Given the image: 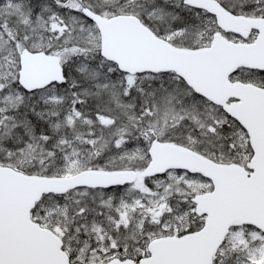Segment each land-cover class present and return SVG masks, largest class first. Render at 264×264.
Returning a JSON list of instances; mask_svg holds the SVG:
<instances>
[{
  "label": "snow or ice",
  "instance_id": "snow-or-ice-1",
  "mask_svg": "<svg viewBox=\"0 0 264 264\" xmlns=\"http://www.w3.org/2000/svg\"><path fill=\"white\" fill-rule=\"evenodd\" d=\"M0 264H264V0H0Z\"/></svg>",
  "mask_w": 264,
  "mask_h": 264
}]
</instances>
